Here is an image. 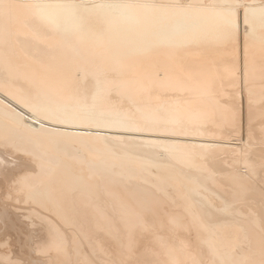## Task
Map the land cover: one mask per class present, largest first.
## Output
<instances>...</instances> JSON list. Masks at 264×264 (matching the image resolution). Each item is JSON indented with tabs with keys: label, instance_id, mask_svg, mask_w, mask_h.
<instances>
[{
	"label": "bare ground",
	"instance_id": "1",
	"mask_svg": "<svg viewBox=\"0 0 264 264\" xmlns=\"http://www.w3.org/2000/svg\"><path fill=\"white\" fill-rule=\"evenodd\" d=\"M137 1L0 0V171L13 174L23 158L15 149L31 153L28 194L61 222L43 212V230L34 229L45 241L34 246L55 264H74L71 252L78 264H118V251L109 248V257L95 237L111 232L120 242L111 246L126 256L139 230L150 229L151 246L139 240L143 252L134 246L140 255L131 248L136 257L119 264H264V191L256 183L264 184V0H228L244 3L241 12L204 0ZM26 110L41 126L24 121ZM84 127L187 139L74 129ZM201 188L226 207L246 208L237 213L248 226L235 232L236 250L208 239L218 229L210 220L232 218V226L236 214L213 208ZM190 227L198 230L188 233L193 243L183 236Z\"/></svg>",
	"mask_w": 264,
	"mask_h": 264
},
{
	"label": "rangeland",
	"instance_id": "2",
	"mask_svg": "<svg viewBox=\"0 0 264 264\" xmlns=\"http://www.w3.org/2000/svg\"><path fill=\"white\" fill-rule=\"evenodd\" d=\"M90 0H88V2H89ZM107 1H110V0H107ZM112 1V0H111ZM136 2H143V1H137V0H135ZM211 1H213V0H204V2H205V4H203V5H208V6H211V7H220V8H223V7H231L232 8V6H233V8H237L236 10H239L240 12L242 11V9L243 8H245V4L244 3H240V5L242 6L243 5V7H237V5L238 6H240L239 4H236V5H234V4H229V1L231 2V0H225L224 2H225V4H211ZM180 3L183 5V6H186V5H189L190 4V2H189V0H182V1H180ZM198 6H200L201 5V3H199V4H197ZM247 28H249V25H247L246 26V29ZM248 30L249 29H247V30H244V31H247L248 32ZM247 32H244L245 34H247ZM87 84V83H86ZM87 92H89V91H87ZM249 93H250V91L247 89V88H245L244 89V94L247 96V98H248V96H249ZM112 94V93H111ZM110 94V95H111ZM113 94H114V92H113ZM112 94V95H113ZM111 95V96H112ZM115 95V94H114ZM114 95H113V97H114ZM116 96L118 97V95L116 94ZM115 96V98H116V100H119V99H117V97ZM113 97H112V99H113ZM110 99H111V97H110ZM111 99V100H112ZM114 100V99H113ZM112 100V101H113ZM263 101H264V99L260 102V104H262L263 103ZM26 113H27V110H26ZM27 115V116H26ZM32 115H33V117H32ZM34 113L32 114L31 112L29 113V111H28V113L27 114H25L24 115V121L25 122H27L28 124H30V125H33V127H39V126H41V124H39V120H37V119H35L34 118ZM31 120V121H30ZM35 124V125H34ZM39 125V126H37V125ZM57 128L59 127V128H61V129H63V128H65V129H73V128H71L70 126H67V125H59L58 124V126H57V124H54ZM74 129H79V130H81L80 132H84V133H96V132H103L104 134H107V135H113V134H117L118 136H120V135H133L135 138L137 137V138H143V137H145L146 135H147V137H149L150 135V137H159V138H170V139H172V140H174V138L175 139H182V140H186L187 138L186 137H184L183 136V138L180 136V137H178V136H174V135H162V134H152V133H149V134H147V133H140V132H136L135 133V131H124V130H122V129H120V130H118L117 129V131H113L112 129H110V128H108V129H104V130H102V131H97V130H94V128L93 129H90L89 130V128L88 127H84V128H74ZM144 134V135H143ZM154 135V136H153ZM161 135V136H160ZM141 136V137H140ZM234 138H237L236 136H233ZM185 138V139H184ZM231 138H232V136H231ZM233 139V138H232ZM75 144H78V143H75ZM74 144V147L73 148H75L76 147V149H81V146L79 147V144L78 145H75ZM78 146V147H77ZM237 146H239L238 148H240L241 149V151L244 149V144L242 143V142H239V144L237 145ZM243 148V149H242ZM11 150V149H10ZM14 150V149H13ZM16 150V151H15ZM14 151H13V154H15L16 156H18V155H23V158L21 157H19L18 156V165L17 166H15V168H14V170H12V172H13V174L11 175V171H8V174H6V172L4 173L3 172V174L4 175H6L5 177H4V175L2 174V171H0V243H1V247H0V259L3 261V262H1V260H0V264H35V262H36V264H48V259L50 258V259H52V254L53 253H51V256H50V254H48V256L47 255H44L45 253H43L42 254V252L40 253V252H38L37 250V248L35 247V246H37L36 245V243H37V241L38 242H41V240L43 241L44 239H45V235H43V236H40L39 237V231L37 232L35 229L37 228L38 230H40V231H42L43 230V226H41L42 225V223H43V220H42V218H41V215L43 214L44 215V213L46 212H48L47 214H48V216H50V215H52V217L51 218H54V219H56L57 221H58V223L61 225V222H60V220L58 219V217H56V215H54V214H52V212L51 211H45L44 210V208H41V207H39V206H36L35 204H34V201H33V199L31 198V195H30V193L28 194V192H30V190L28 191L27 190V187L29 188V187H33V185H35V184H33L32 186H31V184L32 183H30V182H28L29 184H30V186L28 185V183L26 182V184H24L25 183V178H26V175H25V173H27V171H25L26 169L28 170V172H36V168H37V166H36V164H35V162L34 163H31V162H33L34 160L32 159V158H34L33 157V155L31 154V153H29V152H27V151H22L21 149H15ZM82 150V149H81ZM84 151H85V153H88V154H91L90 152H88V150H85L84 149ZM161 153H163V152H161L160 151V154H159V156L160 155H162V156H160V158L162 157V158H165L164 156V154H161ZM25 156V157H24ZM6 157L9 159V160H12L13 158H11L10 157V155L8 156L7 154H6ZM22 160H25V161H22ZM27 161H30V163L29 162H27ZM21 162V163H20ZM33 165H35V166H33ZM245 164L244 163H242V165H240V168L242 169V173H248V168H246V166H244ZM21 166V167H20ZM22 166H25L24 168L22 167ZM244 166V167H243ZM12 168V169H13ZM18 168H20V169H18ZM24 170H23V169ZM28 168H30V169H28ZM264 168V167H263ZM262 168V172H264V169ZM19 170H20V172H19ZM31 170V171H30ZM15 171V172H14ZM22 171V172H21ZM23 174V175H22ZM14 175V176H13ZM21 176V177H20ZM24 178H23V177ZM22 179V181L21 180H19L20 178ZM16 178H19L18 180L16 179ZM15 180H17V181H15ZM256 180H259V179H256ZM20 183V186H19V183ZM256 183H258L257 184V186H258V188H259V190H262V191H264V184L262 183V185H261V183H260V181H258V182H256ZM260 184V185H259ZM21 186L23 187V189L21 188ZM261 186V187H260ZM26 190H25V189ZM262 188V189H261ZM22 190V191H21ZM27 192V194H25L26 192ZM2 192V193H1ZM23 192H25L24 194H23ZM201 192H202V196L204 197V199H206V200H208L210 203H211V205L213 204V208H215L216 210H222V213H224V214H226V212H232L233 213V215L234 214H236L235 216H233L235 219L236 218H238L237 220H238V223H237V220H233V223L235 222V224H238V226L239 227H236L237 225H234L233 223H232V226H230L229 224L232 222V218H231V222L229 223L228 221H226L227 222V224H226V222L224 221V220H222V221H218L219 220V218L217 219L216 217H215V219H217L216 221H214V222H212L213 220H215L214 218L212 219V220H210L211 221V223H217L219 226H220V228L219 227H217L218 225H215L216 226V228H218L217 229V231H219L220 232V230L222 231V232H220V233H218L216 230H208V235H209V238L208 239H210L211 241H213L216 245H217V247L218 248H224L225 247V245L226 246H230L231 248H233V249H237V245H239V244H241L240 243V239L238 238V234H236L237 232L238 233H241V231H242V228H243V226L244 227H246V226H248L247 225V223L245 224V221L243 222V220H245V218H244V216H245V214L244 215H242V213H241V215H238L237 213H240V212H243V209L245 210L246 208L243 206V207H241V205H239L240 206V212H238L237 211V209H236V207L235 206H232L231 205V207L230 206H225V205H227L226 203L224 204V198L223 197H221V196H219V195H216V193H214V192H210V191H208L207 189H205V188H201ZM210 193V194H209ZM25 195H26V197H25ZM210 195V196H209ZM19 196V197H18ZM21 196V197H20ZM28 196V197H27ZM206 196V197H205ZM213 196V197H212ZM219 196V197H218ZM24 197L26 198L25 200H27V201H29V202H27V201H25V200H23L24 199ZM215 197H217V198H215ZM222 199H221V198ZM23 198V199H22ZM213 198V199H212ZM210 199V200H209ZM213 200V201H212ZM2 202V203H1ZM214 202V203H213ZM6 204H7V207H5L6 206ZM219 204V205H218ZM224 204V205H223ZM31 205V206H30ZM34 205V206H33ZM221 205V206H220ZM167 206V205H166ZM215 206H217V207H215ZM220 206V207H219ZM37 207V208H36ZM235 207V208H234ZM8 208V209H7ZM36 208V211L40 208L41 210H42V213H41V211L40 210H38L37 211V213H40V214H38V216L37 215H35V214H32L31 213V209L33 210V209H35ZM227 208V211H224L225 209ZM229 208V209H228ZM4 209V210H3ZM214 209V210H215ZM236 209V210H235ZM234 210V211H233ZM3 211V212H2ZM40 211V212H39ZM16 212V213H15ZM17 212H18V214H17ZM44 212V213H43ZM236 212V213H235ZM2 213V214H1ZM21 215H20V214ZM26 213V214H25ZM50 213V214H49ZM222 213H220V215H219V217H221V216H223V214ZM17 214V215H16ZM20 215V216H19ZM17 216V217H16ZM22 216V217H21ZM39 216H40V218H39ZM54 216V217H53ZM243 218H242V217ZM224 217H225V215H224ZM228 217V216H227ZM21 218H22V220H21ZM34 218V219H33ZM26 221H28V222H26ZM241 219V220H240ZM25 222H24V221ZM36 220V221H35ZM42 220V221H41ZM166 222H167V220L166 219H164ZM185 220V219H184ZM33 221H35V222H33ZM224 221V222H223ZM241 223H240V222ZM223 222V223H222ZM244 224H243V223ZM220 223H222L223 225L221 226V224ZM225 223V224H224ZM240 223V224H239ZM39 224H40V227H39ZM37 226V227H34V226ZM258 226H260V229L261 230H263L262 231V234H263V232H264V221L262 222V224L261 223H259L258 224ZM33 227V228H32ZM42 227V228H41ZM62 227V226H61ZM222 227V228H221ZM223 227H226V229H223ZM230 227V228H229ZM234 227H236V228H234ZM262 227H263V229H262ZM35 228V229H34ZM70 231V228L69 227H65V228H63L62 227V229H64V230H67V229ZM232 228V229H231ZM238 228V229H237ZM42 229V230H41ZM237 229V230H236ZM31 230V231H30ZM187 231V234H183L182 232H183V230L181 229V233L183 234V236L184 237H186V240H189V241H191L192 243H193V240H196L197 241V237H196V239L195 238H193L192 239V236L191 235H194V236H197V233H198V230H195V228L194 229H192V227H190L189 229H186ZM192 230V231H191ZM195 230V231H194ZM229 230V231H228ZM231 230V231H230ZM236 230V231H235ZM102 231H105V230H103L102 229ZM140 232H138L139 233V235L141 236V234H142V237L144 238H142V237H140V236H138V235H136V234H138L137 232H135V234H134V236L136 235L137 236V238L139 237V239H137L138 241H136L135 240V238L134 239H132V242L133 241H135V242H137V243H139V240H144L145 241V243L146 242H148V240L146 241L145 239H147V237L149 236H152V235H150L151 233L149 232L150 231V229H147V230H144V234H145V232H146V234L148 235V236H146V234H145V236H146V238H145V236H143V233L141 232L142 230H139ZM178 232H179V230H177ZM194 231V232H193ZM109 231H105V233L103 232L100 236H96L95 238H96V240L97 239H100V240H98V241H100V243L101 244H103V246L106 248L107 247V249L109 250V252H111V253H108V250H107V253L108 254H110V256L109 257H113V258H116V255H115V257L113 256L115 253H113V251L112 250H110L111 248H113V250L114 251H118L117 252V257L118 258H116L117 259V261H119V263L121 262L119 259H121L122 260V257H123V260L122 261H124L125 259V257H127V255L128 256H132L133 254H132V251H134V250H136V249H134L136 246L138 247V251L140 252V251H142V250H139V249H145L146 247H144V246H142V244H143V242L144 241H141L142 242V244H140V248H139V244L138 245H136L134 242V244L132 243V245H133V247H131V248H133V249H131L130 248V252L127 254L126 253V256L123 254V253H121V249H120V252H119V250H115L114 248L116 247V248H118L119 249V245H120V242L118 241V239H117V237H116V239H117V241H118V243L117 244H119L118 246H114V247H112L113 246V244L115 243V241L116 240H114V236H113V238L112 237H110L111 235H114V234H111V232H110V234L108 233ZM148 232V233H147ZM180 232H179V235H180ZM185 232V231H184ZM189 232H191L190 234L191 235H189L188 233ZM193 232V233H192ZM195 232H196V234H195ZM231 234H230V233ZM236 232V233H235ZM30 233H32L33 235H35L34 236V239H33V237L31 236V234ZM38 233V234H37ZM108 233V234H107ZM150 233V234H149ZM229 233V234H228ZM246 233V236L248 237V240H251V238H253L254 237V235H253V237H252V234L251 233H248L247 234V232H245ZM153 234V233H152ZM31 236L30 238L28 237V239H27V236ZM233 235V236H232ZM237 235V236H236ZM251 235V236H250ZM38 236V237H37ZM135 236V237H136ZM191 236V237H190ZM251 238H250V237ZM26 237V238H25ZM149 237H148V239H149ZM182 237V236H181ZM183 237V238H184ZM188 237L189 238H191V239H188ZM234 237V238H233ZM263 237H264V235H263ZM106 238H107V241H106ZM142 238V239H141ZM229 238V239H228ZM101 239H103L102 240V242H101ZM109 239V240H108ZM113 239V240H112ZM230 239H232V240H230ZM19 240V241H18ZM34 240H36V241H34ZM82 241V243H84V239H81ZM150 240V239H149ZM235 240V241H234ZM45 241V240H44ZM110 241L112 242V241H114V242H112L111 244H109L110 243ZM236 241H237V243H236ZM247 240H245V242H246ZM8 242V244H6V243ZM32 242V243H31ZM248 242V241H247ZM5 243V244H4ZM70 243V242H69ZM81 243V244H82ZM115 243V244H116ZM144 243V244H145ZM229 243V244H228ZM231 243V244H230ZM233 243V244H232ZM262 243H264V238H263V242ZM114 244V245H115ZM116 244V245H117ZM143 244V245H144ZM235 244V245H234ZM3 245V246H2ZM10 245V246H9ZM33 245V246H32ZM35 245V246H34ZM86 245V243L83 245L82 244V248H84V250H87V249H85V247L87 246H85ZM109 245V246H108ZM112 245V246H111ZM148 247L149 246H151L150 245V243L148 242ZM264 245V244H263ZM111 246V247H110ZM135 246V247H134ZM142 246V247H141ZM233 246V247H232ZM2 247H5V248H2ZM34 248V249H33ZM87 248V247H86ZM110 248V249H109ZM250 248V247H249ZM259 249V248H258ZM6 250H8V251H6ZM136 250V251H137ZM10 251V252H9ZM137 251V252H138ZM7 252V253H6ZM9 252V253H8ZM12 252V253H11ZM39 254H38V253ZM52 252V251H51ZM122 252H124V251H122ZM135 252V251H134ZM133 252V253H134ZM139 252L138 253H136V254H138V255H140L141 254V252H140V254H139ZM143 252V251H142ZM239 251H236V255L234 256V257H237L238 256V253ZM246 252V251H245ZM2 253V254H1ZM12 255H11V254ZM121 253V254H120ZM9 254V255H8ZM119 254L121 255V256H119ZM123 254V255H122ZM136 254L135 255H133L134 257H136ZM38 255V256H37ZM45 257H44V256ZM70 257H71V260H70V262L72 261L74 264H78L77 262H74L73 260H74V257H73V254H72V252L70 253ZM112 255V256H111ZM3 256H8V258L10 257V259L13 261H11L10 259H8V258H4ZM14 256V257H13ZM125 256V257H124ZM139 257H141V256H137V259L139 258ZM14 258V259H13ZM44 258H45V260H44ZM46 258H48V259H46ZM132 259V257H129V259ZM16 259V260H15ZM17 259H19V260H17ZM33 259V260H32ZM49 259V260H50ZM116 259H115V262H116ZM134 259V258H133ZM132 259V260H133ZM208 261H211V257H209L208 256V258H206ZM10 260V261H9ZM36 260V261H35ZM55 259L53 258L52 259V262L54 261ZM135 260H136V258H135ZM138 260H141L140 262L141 263H143L142 261H144V260H142L141 258L140 259H138ZM21 261H22V263H21ZM27 263H26V262ZM29 261V262H28ZM35 261V262H34ZM246 261V264H250L249 262H247L248 260H245ZM245 261H244V264H245ZM7 262V263H6ZM51 262V264H55V261H54V263H52ZM218 261L216 260L215 261V263H217ZM118 263V262H117ZM118 263V264H119ZM122 263V262H121ZM70 264H72V263H70ZM218 264V263H217Z\"/></svg>",
	"mask_w": 264,
	"mask_h": 264
}]
</instances>
